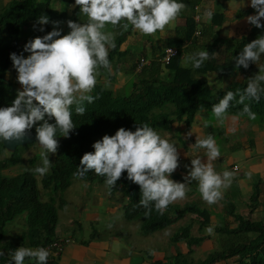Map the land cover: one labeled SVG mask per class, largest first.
<instances>
[{
    "label": "clouds",
    "instance_id": "clouds-1",
    "mask_svg": "<svg viewBox=\"0 0 264 264\" xmlns=\"http://www.w3.org/2000/svg\"><path fill=\"white\" fill-rule=\"evenodd\" d=\"M236 3L241 9L247 6L248 0H236ZM75 4L80 6V16L87 17L86 20H67L70 31L63 35L64 30L59 27L61 21H52L56 26L51 31L28 40L24 45V51L30 55L10 53L22 89L17 90L18 94L10 105L0 106V139L10 143L22 141L35 125L36 139L44 151L41 152L42 163L34 168V172L41 175L46 174L53 163L49 153L58 151V132L68 137L77 127L72 106L75 105L76 113H85V101L92 103L97 98L91 93L101 67L109 72L113 70L109 50L116 47L117 33L110 30L109 25L122 24L127 29L131 23L141 33L152 34L164 30L188 7L184 0H75ZM250 6L256 11L247 15V21L256 27H264L261 19L264 17V0H250ZM205 14L211 18L214 11L207 8ZM49 21L47 14H41L33 27L39 26V30L44 31L43 26ZM229 33L235 35L234 31ZM210 55L207 48H202L188 54L186 60L199 68ZM262 56L264 34L245 43L234 60L237 68H248L250 63H256L261 69L264 68V63H260ZM247 80L243 90H228L212 105V111L221 124L228 118L237 121L244 113L249 119H256L258 114L248 103L243 104L239 113L228 112L237 93H240V103L246 99L258 101L264 93V71ZM53 117L55 122H50ZM38 121L42 123L38 124ZM231 130L236 131L235 128ZM170 135H162L148 122L138 124L135 130L121 126L115 134H104L96 140L94 151L83 154L73 174L84 177L94 170L106 177L107 185L115 186L127 170V177L141 187L142 197L138 204L146 209L145 215H151L153 206L163 213L169 204L185 198L192 179L198 181L204 200L209 203L220 200L224 190L233 183L236 173L231 169L222 172L216 169L214 161L221 156V146L215 135H197L191 146L204 148L206 154L195 155L191 165H185L190 170L184 181L172 178V173L180 165V152L175 140L168 138ZM187 135L191 136L192 131ZM203 156L207 157L206 161ZM248 175L251 176V172ZM207 231L212 232L213 227L209 225ZM2 255L4 251L0 250ZM51 255L49 247L22 245L12 250L6 264H25L26 257L36 258L37 264H47Z\"/></svg>",
    "mask_w": 264,
    "mask_h": 264
},
{
    "label": "crops",
    "instance_id": "crops-1",
    "mask_svg": "<svg viewBox=\"0 0 264 264\" xmlns=\"http://www.w3.org/2000/svg\"><path fill=\"white\" fill-rule=\"evenodd\" d=\"M9 2L10 0H0L2 7H6ZM63 2V0H52L51 8L58 9ZM184 2L188 7L164 30H158L156 33L143 34L136 30L131 23L127 29L123 28L122 24L109 25V29L117 33L116 43L118 38L124 39L116 47L117 49L109 50V58L113 55V59H110L113 70L109 72L106 68L101 67L97 84L115 93H126L132 89L134 84L143 79L165 78L168 71L165 69V65L160 62V57L166 47L178 48L177 44H180L182 50L181 65L190 68L194 78L207 82L214 93L233 84H247L249 77L259 71H264V68L259 69L256 63H250L248 68L243 66L235 68L234 56L238 55L237 50L240 44L250 38L252 28L255 27L246 19L247 15L256 11L250 6V0H248L247 6L241 9L236 0H184ZM65 3L66 12L75 15L76 20L79 21L77 17L80 13V6L71 0H65ZM207 8L214 11L211 18L205 14ZM261 19L264 21V17ZM81 20H86V18ZM190 20L194 22V29L191 33L187 30ZM33 25L29 23L24 28L29 31V27ZM44 27L46 28L45 25ZM51 28L41 31L38 36L45 35ZM230 30L234 31L235 35L231 36ZM197 32L199 33L196 34ZM202 48H207L210 51V58L199 68H195L190 61L186 60V56ZM141 57L146 59V65L140 72H137L135 66ZM260 63H264V56ZM17 75V71L10 67L5 78L15 85ZM15 87L18 89V85ZM170 109L171 106L168 105L166 110ZM253 111L258 114L256 119H249L247 115H241L237 121L228 118L221 124L212 110L204 108L195 113L190 124L180 120L175 121L169 130H158L162 135L170 133L168 138L175 140L180 152V165L172 173L173 179L184 181L190 170L185 165H191V159L195 155L206 154L204 148H193L191 145L195 143L197 135H207L208 133L214 134L221 146V156L214 161L216 169L221 172L224 169H231L236 173L233 183L224 190L223 197L215 203H209L203 199L198 181L192 179L189 182L187 196L169 204L166 211L174 217L170 225L178 227L177 232L182 228H187L189 236L202 237L199 244L189 247L185 240L175 242L173 236L177 232L167 238L166 235L158 233L163 228L153 233L143 234L139 224L140 236L155 235L154 237L162 241L163 245L149 246L142 253V249L128 244L127 240H122L115 235L108 237L91 235L89 239L80 242L67 238L71 239V242L64 246L61 253L53 257V263L155 264L162 262L165 264H199L212 251L205 256H198L214 248L217 242L228 234L225 228H237L239 219L252 222L264 221V113L256 109ZM232 128H235L236 131L233 132ZM189 131H192L191 136L187 135ZM202 159L206 161L207 157L203 156ZM249 172H251V176L248 175ZM85 185L87 184L85 183ZM96 194L95 203H100L102 197L98 192ZM103 196L110 204L111 214L118 211L124 212L125 202L123 204L115 203V198L121 196L119 191L111 193L108 190L106 193L103 192ZM187 205L196 206L204 213L194 210L180 215L179 209ZM97 211L98 209H93L90 217L96 216ZM235 215L239 218L236 219ZM203 222L206 224L203 225ZM209 225L213 227L212 232L207 231ZM130 233L131 229H128L125 234L130 235ZM228 235L235 237L229 241V245L253 237L252 233ZM148 249H151L153 253H148ZM222 263L224 264V262L215 264Z\"/></svg>",
    "mask_w": 264,
    "mask_h": 264
},
{
    "label": "trees",
    "instance_id": "trees-1",
    "mask_svg": "<svg viewBox=\"0 0 264 264\" xmlns=\"http://www.w3.org/2000/svg\"><path fill=\"white\" fill-rule=\"evenodd\" d=\"M71 1L75 2V0ZM51 2L52 0H11L0 12V106L10 105L18 94L14 83L5 77L8 68L13 67L10 53L23 52L25 56L29 54L24 51V45L28 40H22L20 36L24 26L37 22L41 14H47L50 21L46 24V28H50L52 21L64 22L63 35L70 31L67 20H76L73 14L51 8ZM193 23V20H190L187 25L189 33L194 29ZM260 34H264V27H253L250 38L243 41L237 51H241L245 43L257 38ZM123 39L118 38L116 47ZM177 45V55L165 65L168 71L165 78L143 79L134 84L132 89L126 93H115L96 84L91 94L97 98L92 103L85 101V113H76L75 105H73V120L77 127L68 137L58 132L60 144L50 171L46 174L41 175L34 172V168L41 164L35 156L29 160L31 170L8 174L6 171L11 168V165L17 163L18 158L7 157V150L0 139V250L4 251V255L0 256V264H6L11 258L12 250L22 245L47 246L58 240L59 237L55 230L58 219L57 210L62 209L66 204L60 193L71 185L73 178L104 184L111 193L121 192L125 199V218L128 221H140L143 234L153 233L173 222L174 217L167 211L160 213L154 206L151 215H145L146 209L138 204L142 197L141 187L127 177V170L115 186L107 185L106 177L95 173L94 170H90L84 177H77L73 173L83 154L94 151V142L101 139L104 134H115L121 126L135 130V127L143 122H148L157 130H169L175 121L180 120L190 124L197 111L204 108L212 110V105L218 102L228 90H243L246 87L247 84H233L214 95L207 82L194 78L192 70L181 65L182 50L180 44ZM110 59H113V55ZM235 68H237L236 65ZM239 94L237 93L231 102L228 112L239 113L243 109V104L248 103L253 110H260L264 113V93H261L258 101L246 99L243 103L239 102ZM168 105L171 109L167 111ZM50 122H55L54 117ZM37 123H42V121ZM30 131L36 133V126L34 125ZM38 183L42 190L48 192L47 200H42ZM55 198L58 199L57 203ZM194 210L204 213L196 206L189 205L179 209V213L182 215ZM23 214H25V225L28 226V230L13 244L5 240L6 226ZM235 218L239 217L235 215ZM206 222H203V225ZM238 223L237 228H225V231L233 235L252 233L253 237L243 242L232 243L224 250L212 251L199 264L219 262L264 264V221L252 222L239 219ZM187 232V228L180 229L173 236V241L185 240L189 247L202 241V237H191ZM33 260L26 257L25 264H37L36 258L33 257ZM53 261V256H50L47 264H54Z\"/></svg>",
    "mask_w": 264,
    "mask_h": 264
},
{
    "label": "rangeland",
    "instance_id": "rangeland-1",
    "mask_svg": "<svg viewBox=\"0 0 264 264\" xmlns=\"http://www.w3.org/2000/svg\"><path fill=\"white\" fill-rule=\"evenodd\" d=\"M63 1V4L56 10H63L66 12V10L64 9L66 3L65 0ZM4 9L5 7H2V5L0 4V12H2ZM84 18L87 19V17L85 16H80V13L78 14L77 19L79 21ZM30 24L33 25V23ZM60 25L61 26L59 27H62L64 29V22H61ZM54 26L56 25L51 24L52 28ZM52 28L49 31H51ZM45 29L46 28L44 27V30ZM40 32L41 31L39 30V26L37 28L30 26L29 31L25 30V28L22 29L20 36L22 40H30L38 36ZM27 55H30V53L26 54V56ZM14 70L17 71L16 68H14ZM17 85L18 89H22L21 83L16 79L15 86ZM210 89L212 90V88ZM213 94L216 95V93L214 92ZM42 151H44V149L37 142H33V144L31 143L18 146L14 151L7 150V157L12 156L18 158V161L16 164L11 165V168L6 172H8V174H16L19 172L31 170V167L29 166V160L35 156L38 162L42 163ZM55 154L56 153H49V157L52 162L54 161ZM85 183L87 185H85ZM38 186L40 189L42 200H47L48 192L46 193L41 189L40 183H38ZM107 191L108 190L106 188V185L104 184L90 183L80 178H73L71 185L65 191L60 193V195H62V198H64V200L66 201V204L62 209L57 210L58 219L55 225V230L56 234L59 236L58 239H60L61 237H65L66 239L71 238L73 241L80 242L89 239L91 235H96L97 237H108L109 235H115L122 240H127L128 244H132L133 246L138 247V249H142V253H144V250L149 248V246L153 245L154 247H157V244L163 245L162 241H159V239H156L154 237L155 235L140 236V222L126 220L124 212L118 211L115 214H111L109 209L110 204L103 196V192L106 193ZM96 192H98L102 197L100 203H95V195H97ZM55 200L57 203L58 199L55 198ZM124 202L125 200L122 196V193L121 196H117L115 198L116 204H123ZM93 209H98V213L96 214V216L90 217ZM128 229H131L130 235L125 234ZM27 230L28 226L25 225V214H23L17 217L13 222L7 224V233L5 240L15 244L18 241L19 237ZM177 230L178 227L174 225H168L158 233H162L163 235H166L165 237L170 238L175 232H177ZM234 238V236L228 234L224 235L223 238L217 242L214 248L207 252H204L198 257L205 256L207 253L213 250H224L226 247H228L229 241ZM71 239H69V242H71ZM138 249H136V251H139ZM148 253L153 252L151 249H148ZM30 259L34 261L33 257H30Z\"/></svg>",
    "mask_w": 264,
    "mask_h": 264
},
{
    "label": "built area",
    "instance_id": "built-area-1",
    "mask_svg": "<svg viewBox=\"0 0 264 264\" xmlns=\"http://www.w3.org/2000/svg\"><path fill=\"white\" fill-rule=\"evenodd\" d=\"M198 33L199 32H197L196 34ZM177 53H178L177 48L166 47L163 51L162 56L160 57V62L164 65H167L168 63H170L171 59L177 55ZM145 65H146V59L141 57L135 66V70L137 72H140ZM68 243H69V239L63 238V239H58L57 241H54L45 247H49L51 249V252L53 253V255L51 256H57L59 253L62 252L64 246L67 245Z\"/></svg>",
    "mask_w": 264,
    "mask_h": 264
},
{
    "label": "water",
    "instance_id": "water-1",
    "mask_svg": "<svg viewBox=\"0 0 264 264\" xmlns=\"http://www.w3.org/2000/svg\"><path fill=\"white\" fill-rule=\"evenodd\" d=\"M33 142L39 143L38 140L36 139V133L32 132V131H30V134L25 139H23L22 141H13L10 143L7 140H5V141L2 140L3 146L8 151H14L16 149V147H18V146L30 144Z\"/></svg>",
    "mask_w": 264,
    "mask_h": 264
}]
</instances>
